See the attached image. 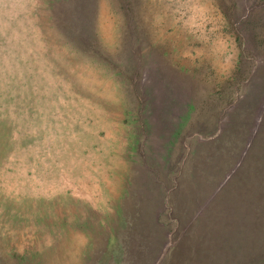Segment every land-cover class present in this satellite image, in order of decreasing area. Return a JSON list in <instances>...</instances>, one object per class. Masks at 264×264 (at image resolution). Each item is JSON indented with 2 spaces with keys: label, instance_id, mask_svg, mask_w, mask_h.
Returning <instances> with one entry per match:
<instances>
[{
  "label": "rangeland",
  "instance_id": "rangeland-1",
  "mask_svg": "<svg viewBox=\"0 0 264 264\" xmlns=\"http://www.w3.org/2000/svg\"><path fill=\"white\" fill-rule=\"evenodd\" d=\"M0 264H264V0H0Z\"/></svg>",
  "mask_w": 264,
  "mask_h": 264
}]
</instances>
